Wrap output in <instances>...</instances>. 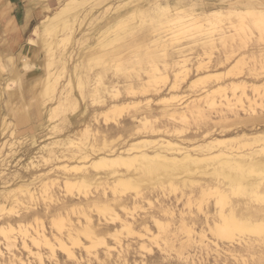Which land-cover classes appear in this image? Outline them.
I'll return each instance as SVG.
<instances>
[{
	"label": "rangeland",
	"instance_id": "1",
	"mask_svg": "<svg viewBox=\"0 0 264 264\" xmlns=\"http://www.w3.org/2000/svg\"><path fill=\"white\" fill-rule=\"evenodd\" d=\"M70 3L75 13L67 26L51 35L34 33L35 25ZM250 7L264 8V0H60L23 39L0 27V226L20 222L35 234L43 224L55 244L50 252L18 233L8 248L0 234V263L21 258L32 264H253L264 255L256 233L236 231L221 246L209 230L202 239L205 214L217 220L235 199L260 203L231 194L222 205L216 192H203V185L222 179L194 169L159 182L142 177L138 163L91 165L111 149L155 139L189 149L221 142L237 153L264 145L257 142L264 139V18L228 15ZM212 10L229 18L189 21ZM173 16L175 22L188 20L186 26L170 28ZM29 59L31 67L23 70ZM13 89L26 97L16 113H8ZM212 95L213 105L207 102ZM146 119L148 128L142 126ZM108 169L124 171L135 184L115 190ZM137 178L143 187H136ZM105 203L111 210L102 209ZM87 216L92 236L82 230ZM71 224L78 227L76 243L65 238ZM61 231L73 255L57 244L54 236Z\"/></svg>",
	"mask_w": 264,
	"mask_h": 264
},
{
	"label": "bare ground",
	"instance_id": "2",
	"mask_svg": "<svg viewBox=\"0 0 264 264\" xmlns=\"http://www.w3.org/2000/svg\"><path fill=\"white\" fill-rule=\"evenodd\" d=\"M71 1L73 3L74 0H71ZM155 7L157 8V9L155 8L156 10H158L159 8H161V9L163 8L162 5L161 6L156 5ZM141 10H142V8H141ZM141 10H139V13ZM178 10H180V9H178ZM73 13H75V11H74L73 7L71 6V3L66 4L63 8H61V10L57 11L54 15H50L46 21L39 23L37 25L36 29H34L35 31L34 30L33 31L35 34H37V36L38 35L44 36L45 34L51 35L54 32L58 33V31H56L58 29L57 27H59V26L62 27L63 25L67 26L68 22L70 21V16ZM142 13H145V12L143 11ZM229 13H230V14H228L229 17L231 14H235V16H238L240 18V20L245 15L251 16L252 18H254L255 21L257 19L259 20L261 18H264V8H251V7L245 8V9L240 8L237 10H232ZM180 14H182V12ZM164 15L166 16V19H167V15L165 13H164ZM177 16H179V15H177ZM223 16H224V13L221 12L220 10H212L210 12L203 14V15L193 16L192 18H189V16H188V18L190 19L189 21H193L192 23L199 24L201 19H205V20L212 23L215 20L219 21L220 19H222ZM168 17H171V19H172V14H171V16H168ZM174 17L175 16H173V18ZM229 17L226 16L225 18L227 19ZM184 19H185L184 17L181 18L180 20L178 18L177 22H175L176 18H174L173 19L174 25H171V27L169 24L168 25L170 28H177L180 26L185 27L186 22H188V20L184 21ZM168 22H172V21L170 20ZM220 22H221V20H220ZM223 23H224V21H223ZM203 24H205L204 20H203ZM236 24H238V23H236ZM70 28H72V27H70ZM64 29H65V27H64ZM163 37L164 36H161V35L159 36L158 43L161 47H163V49H165L166 44H165V40H163ZM156 45H158V44H156ZM25 57L27 58V54H26V56H24V58ZM22 61H23V57H22ZM29 61H30V59L28 61H25L22 63V69L23 70L31 67L32 63H30ZM0 68L3 69L1 59H0ZM1 69H0V72H1ZM209 94L210 93H208V97H209ZM233 94L235 95V92ZM66 98H67V96H66ZM224 100H225V103H227L228 105H230L232 102V99L230 98V96H227V95L224 96ZM63 101H64V99H63ZM75 102H76V100H75ZM207 102H208V104L213 105L216 103V99H214V96L212 95V97H210V99L207 100ZM143 120H144V118H143ZM147 124H148V120L146 119L143 122L142 126L144 128H148ZM140 128L141 127H138L137 129H140ZM159 139H161V138H159ZM260 140H264V139H257V142ZM219 141H221V140H219ZM219 143H221V142H218L217 143L218 145L216 143L214 145V142H213V144L211 142L210 144H207V145H205V144L204 145H198L194 149L193 148L189 149V148L183 147L179 144H175L174 146H172L169 142L167 143V140L164 141V140L155 139V140L148 141V142H141L140 144H137V143L130 144V146L124 150L111 149L107 153H104L103 155L99 156L98 158H95V160H93L91 162V165L95 168H98L100 166V164L106 165L108 163H111V164H114V163L119 164L120 163V164L127 165V167H128L131 165H136L135 163H138V165H136V166H138L137 170L139 169L140 175L142 177H147V178L150 177L148 179H151V177L154 179V177H156V179L159 182H165V181H163L164 179L165 180L167 179L170 182L171 180H173V176L176 173L179 174L180 172H185V171H189V170L191 171L194 169H202V171H201L202 173H207L209 175L214 176L215 178L222 179V180H219L218 182H216L215 185H212L213 182H208L206 185L202 186V190L204 193L208 192V194H209L211 192L212 193L216 192L218 194L219 200L222 202V205H223V202H226L227 199L230 198L231 194L243 195V196L250 197V199H256L257 201H260V203H258V204H251V202L247 201V199L246 200H240V201H236V199L232 200L230 211L228 210L229 211L228 213H223V209H221L222 211L220 212V218L219 219L217 218V220L211 219L208 216V214H205L206 215L205 216V223H206L207 228L206 229L200 228L201 229L200 235H201L202 239L206 237V231L209 230V232H211V237H214L215 239H217V240H215V239L213 240V242L215 243V246H221L220 242H221V244L224 245L226 242H228L230 240H234V235H235L236 231L252 232L254 234L256 233L258 236H260L259 239L264 241V188H262V185L264 184V177L262 175V172H264V156L263 157L257 156L259 153L264 151V145H261L257 149H253L251 152L237 153L234 150H232V148H229L228 146H225L223 144L221 146ZM152 144H154V145H152ZM149 145L150 146L152 145L151 146L152 148ZM94 146H95V143L91 144V147H94ZM214 148H216V149L213 150ZM88 157H89V155L83 156V159L88 158ZM209 165H211L212 167ZM208 166L211 169L208 168L209 169L208 170L207 169ZM133 167H135V166H133ZM108 170H110V169H108ZM106 174L109 176L111 175L112 178L114 179L113 180V182H114L113 188L115 190L118 188V186L128 187V188L131 187L132 188V184L133 185L135 184L131 180V176L130 175L128 176L124 171H119L118 169H113V170H110L109 172H107ZM134 174H137V173L134 172ZM82 177H83V179H82L83 182L89 181V177L87 175H84ZM208 178H210V177H208ZM99 179H96V181ZM153 179H151V180L153 181ZM80 180H81V178H80ZM136 181H138V178ZM139 181H140V179H139ZM139 181H138V184L136 187H138V185H139V187L141 186V184H139L140 183ZM155 183L157 184V182H155ZM222 183H225L224 185H226V184L228 185V187H229L228 191L226 189H223L224 186L222 185ZM141 187H143V186H141ZM27 189H28L27 194H29V197L31 198L33 196V192L31 190H29V188H27ZM228 193H230V194H228ZM119 202H121V201L119 200ZM108 203H105V205L103 204L104 206L102 205V209L111 210ZM121 204L126 205V203L124 201ZM0 207H1V205H0ZM86 219H87V223H85L86 225L84 226V229H82V230H84L85 233L88 234L89 236H92V235H94L95 231L90 225L91 219L88 216L86 217ZM211 222H213V223H211ZM124 225L128 226V228L129 227L132 228L131 222L128 223L126 221V223ZM9 226H11V225H9ZM188 226H190V225H188ZM35 229H36V231L34 232L35 234L30 233L29 228L26 225H23V223L19 222V224L16 227L13 226L10 228H6L4 225H1L0 226V234H2L3 239L5 240L4 242H6V245L8 248L15 246L16 241H17V235L16 234L21 233L24 238L26 235H28L31 238V241L33 243L38 244V245L42 243L50 249V252H55V248H54L55 244L51 241L49 236L46 234L45 226L42 224L40 229H37V227ZM76 229L78 230V227L74 224H71V226L66 231L68 233H65V236H67V237H65L66 240L70 239V240H73L72 242L76 243L77 240L75 239V236L73 233V231H75ZM190 229H191V227H190ZM15 230L17 231V233L15 232ZM189 233H191V232H189ZM58 234L59 235L54 236L55 240L58 242L57 244H59V246L61 248L66 249V251H69L70 247H69L68 243L65 242L64 238L62 237L64 234V231H61ZM209 239H210V237H209ZM204 240H206V239H204ZM257 241H259V240H257ZM250 242H252V241H250ZM250 242H248V244H247L248 245L247 250L249 248H251L250 244H253V242L252 243H250ZM24 246L27 247L28 249H30L29 248L30 246L27 245L25 239H24ZM216 249H217V247H216ZM219 249H220V247H219ZM29 251L31 252L32 250H29ZM70 253H71V250H70ZM261 254H264V252ZM71 255H73V253H71ZM38 256L40 258L39 260L43 261L42 254L39 253ZM258 256H259V254H258ZM17 260L12 259L7 264H32L31 262H26V261L22 260L21 258H17ZM0 264H3V263H0ZM253 264H264V255H260L258 257V259H256Z\"/></svg>",
	"mask_w": 264,
	"mask_h": 264
},
{
	"label": "crops",
	"instance_id": "3",
	"mask_svg": "<svg viewBox=\"0 0 264 264\" xmlns=\"http://www.w3.org/2000/svg\"><path fill=\"white\" fill-rule=\"evenodd\" d=\"M58 1L60 3V0H0V27L8 31L12 38L23 39L34 24L48 17V14L53 11L51 8L57 6ZM245 4L249 5L250 2ZM15 81L16 85L17 80ZM13 90L6 103L8 113L9 111L16 113L17 105L26 97L24 93L21 94L22 91Z\"/></svg>",
	"mask_w": 264,
	"mask_h": 264
}]
</instances>
